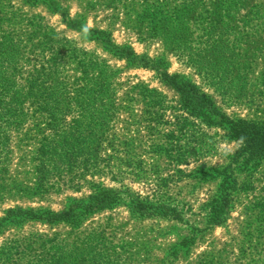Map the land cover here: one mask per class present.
<instances>
[{
	"label": "rangeland",
	"instance_id": "374dc122",
	"mask_svg": "<svg viewBox=\"0 0 264 264\" xmlns=\"http://www.w3.org/2000/svg\"><path fill=\"white\" fill-rule=\"evenodd\" d=\"M143 3L0 0V45L23 44L27 21L38 18L55 38L76 42V47L87 54V60L99 63L100 71L93 72L87 85H103L114 103L113 118L102 144L106 146L102 154L113 157L106 174L93 178L94 183L101 182L110 191L107 202L98 207L85 208L86 198L92 193L89 176L77 173L62 182L57 174L52 179L40 177L32 158L36 127L28 124L0 130V135L8 136L6 149L0 148V219L11 215L10 211L21 219L28 208L47 217L43 221L22 218L19 223L16 216L13 222L6 219L0 228V245L41 234L44 239L58 236L64 241L102 239L98 250L105 256L99 258L100 263L207 264L208 253L214 264L224 256L228 264H237L241 256V260L245 259V252L256 264H264V162L253 173L238 162L233 163L232 156L247 147L241 136L229 129L230 122L238 119L248 126H264V30L254 25L264 22V18L250 19L253 24L246 26L251 21L240 16L235 31L223 39L212 38L219 45L236 46L242 57V64L236 66L238 71L226 69L236 77L237 91L214 93L203 88L213 102L215 121L197 120L180 128L177 122L187 117L180 104L183 93L155 69L145 67L143 62L119 59L104 46L111 39L117 45L131 46L138 56L146 53L153 57L164 51L161 41L149 46L139 43ZM179 4L180 1L162 4L158 10L165 12L166 7ZM209 41L204 33L195 32L191 42L181 47L194 51L205 48ZM177 55H170L168 68L160 70L169 76H191L200 86L186 66L190 63L187 50ZM66 69L70 80L78 77L71 72L72 65ZM151 99L162 104L152 105L147 102ZM223 115L226 120H221ZM177 141L182 149L196 152L177 160L172 153L169 159L165 152ZM111 143L115 150L108 148ZM203 163L216 171L225 170L216 178H199L196 169ZM54 182L57 186L51 185ZM222 187L224 193L232 191V195L217 203L222 215L207 222L209 207ZM150 202L154 210L145 207ZM70 205L76 209L71 213L73 227L64 217L50 219L51 214L66 211ZM258 251L263 258L256 256ZM84 257L85 264H96L94 259Z\"/></svg>",
	"mask_w": 264,
	"mask_h": 264
},
{
	"label": "trees",
	"instance_id": "16d2710c",
	"mask_svg": "<svg viewBox=\"0 0 264 264\" xmlns=\"http://www.w3.org/2000/svg\"><path fill=\"white\" fill-rule=\"evenodd\" d=\"M174 1H180V4L166 7L167 10L160 13L158 7ZM143 2L140 23L147 25L141 24L143 27H140L139 43L149 46L161 41L164 51L153 57L146 53L138 56L131 46L117 45L111 39L105 41V48L119 59L143 62L145 67L158 71L165 80L171 81L176 90L183 93L180 104L187 117L177 122L180 128L187 127V124H193L197 120L201 123L215 121L213 115L216 111L213 102L202 89L214 93L236 92V77L231 76L226 69L238 71L236 66L242 64V57L236 46L219 45L218 42L212 41V38L220 36L223 39L235 31L240 16H246L249 21L264 18V0H143ZM252 24L251 21L246 26ZM256 24L264 30V22L254 23ZM27 25L23 44L0 45V130L19 128L28 124L36 127L37 133L33 138L36 145L32 150V158L40 177L52 179L57 174L62 182L64 178L77 173L89 176L92 178L88 183L92 193L86 198L84 207H98L107 202L105 199L110 190L101 182L94 183L93 178H101L106 174L110 159L113 157L112 154H102L106 148L102 144L107 138L108 124L114 114L113 99L111 95L106 94V88L101 84L87 85L94 75L93 72L100 71V65L95 60H87L85 58L87 54L76 47V42L55 38L50 30L44 29L38 18H30ZM195 32H202L208 39L210 38L203 49L197 48L194 51L185 49L190 59L186 66L191 68L200 86L194 83L191 76L182 77L175 74L169 76L160 70L168 68L170 55L176 56L185 51L181 45L191 42ZM102 39L99 37L100 41H103ZM67 65L73 66L71 72L78 77L70 80ZM112 74L114 75L113 71ZM147 102L152 105L162 104L161 101L153 99ZM226 119L225 116L221 118ZM230 123L229 129L235 132L233 134L240 135L247 147L233 155L231 161L238 162L240 167L247 168L253 173L264 162V126H248L239 119ZM236 127L238 129H235ZM7 141L8 136L0 135V148L5 150ZM182 147L177 141L176 144L170 145L166 150L168 153L165 154L171 159L170 154L173 153L176 156L174 160H177L196 152ZM108 148L115 150L112 143ZM223 170L216 171L203 163L197 167L196 176L203 179L216 178ZM51 185L57 186L55 182ZM231 195L232 191L224 193L223 187L220 188L219 197L209 207L207 222H213L217 216L222 215L217 209L219 207L217 203ZM131 202L133 203L128 201L130 204ZM71 206L66 211L51 214L50 219L62 220L64 217L63 220L73 227L75 221L74 214L71 213L76 209ZM145 207L153 210L155 208L152 202L145 203ZM9 214L11 215L5 219H0V228L4 227L3 222L6 219L13 222L16 215L12 216L13 211ZM25 214L23 219L35 221L47 219L36 215L33 208L26 209ZM16 219L18 223L21 221L17 216ZM43 236L40 234L29 240L13 239L3 243L0 245V264H85L84 256L94 259L96 264H117L114 261L100 263L99 258L105 256L98 250L102 239L100 241L85 239L77 242L75 239L64 241L58 236L44 239ZM243 254L245 259L241 260V256L237 264H256V260L245 252ZM256 256L263 258L261 251H258ZM206 263L214 264L208 253ZM218 264H228L227 256L222 257Z\"/></svg>",
	"mask_w": 264,
	"mask_h": 264
}]
</instances>
